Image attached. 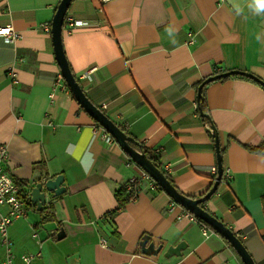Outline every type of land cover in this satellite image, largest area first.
I'll return each instance as SVG.
<instances>
[{"label":"crops","instance_id":"crops-1","mask_svg":"<svg viewBox=\"0 0 264 264\" xmlns=\"http://www.w3.org/2000/svg\"><path fill=\"white\" fill-rule=\"evenodd\" d=\"M60 1L0 0V28L21 34L12 43L0 36V147L8 149L3 167L28 182L29 196L37 183L59 175L66 187L54 199L47 193L45 207L56 201L53 220L39 224L32 203L27 217L10 225L14 264H23L28 253H40L32 264H244L222 235L204 234L202 223L147 179L136 199L110 215L119 207L116 191L142 168L118 143L95 136L97 122L71 90L50 98L61 69L47 28ZM68 16L89 23L70 28L65 21L62 33L86 95L160 157L186 196H205L217 177L209 130L215 126L231 178L222 179L204 208L238 236L256 264H264V89L232 77L210 83L209 119L197 99L199 85L216 68L264 80V0H73ZM189 33L195 44L188 43ZM0 210L8 213L7 206ZM144 235L163 245L157 255L142 252ZM181 242L186 247L180 255L165 256ZM4 258L0 236V264Z\"/></svg>","mask_w":264,"mask_h":264},{"label":"water","instance_id":"water-1","mask_svg":"<svg viewBox=\"0 0 264 264\" xmlns=\"http://www.w3.org/2000/svg\"><path fill=\"white\" fill-rule=\"evenodd\" d=\"M73 0H61L56 14L52 21L51 34L54 44V51L56 60L60 66L61 73L72 91L74 97L80 106L106 131L115 138L116 142L121 148L129 154L131 159L142 168L150 177L157 183V185L165 191L173 201L182 206L185 210L192 213L197 219L202 220L210 227H212L217 233L222 235L235 249L240 256L244 264H256L254 258L244 245V243L238 238V236L227 227L217 217L209 213L201 205L211 199V197L218 191V188L222 182L223 177V163L222 154L220 148L219 135L214 125L209 127V130L215 137V146L217 153V178L214 181V185L211 190L203 197L195 199L182 194L166 177V175L154 165V163L147 157V155L141 150L140 143L133 137L127 135L113 120H111L101 109H99L86 95L84 89L73 74L68 59L66 57L63 46V27L68 10ZM235 75H241L254 82L260 84L264 88V80L258 76L239 70H231L218 75L211 76L205 79L198 88V102L200 101L203 88L214 81L220 79L230 78ZM200 112L203 118H210L207 114H204L200 108ZM138 147L139 149H136ZM64 176L59 175L54 179H48L41 181L31 189L30 196L31 202L37 205L38 211L45 207L47 203V193H52V198H57L66 192V187L63 186ZM56 203V201H51ZM50 203V202H49ZM150 236L144 235L140 246L142 252L146 255H157L163 248V245L156 246L154 242H149ZM186 247V243L181 242L177 246H170L165 252V256L170 257L173 254L180 255L182 250Z\"/></svg>","mask_w":264,"mask_h":264},{"label":"built area","instance_id":"built-area-1","mask_svg":"<svg viewBox=\"0 0 264 264\" xmlns=\"http://www.w3.org/2000/svg\"><path fill=\"white\" fill-rule=\"evenodd\" d=\"M102 2H106L108 0H101ZM66 23L70 28L78 27V26H87L88 22L82 21L79 19H75L74 17L68 16L66 17ZM50 28H47V31L50 32ZM0 36L6 38L8 42H15L17 39L21 38V34L13 29L11 26L0 28ZM189 44H195V38L192 33H189ZM8 74L15 80L16 72L14 68H10ZM88 75L86 74L85 77ZM58 91L64 93H70V88L67 85L62 73L60 72L52 84V91L50 93V98H54ZM93 132L96 137L102 139L107 144H115L117 143L115 138L111 134H109L105 128H103L99 123H94ZM8 160V149L6 146L0 147V207L7 206L8 213L4 214L0 210V236L2 245L5 247V258L2 264H14L15 254L13 252V243L9 236V227L10 225L17 219L26 218L27 213V205L20 198L19 193L20 189L17 185V181L7 173L5 168L3 167L4 161ZM212 172L217 176V167L212 168ZM217 178V177H216ZM215 178V179H216ZM229 180L231 178L230 170L227 169L223 172L222 179ZM147 179L149 182V187L151 189H157V183L150 177L148 173L142 170L140 176H135L129 181H127L124 186L128 191L134 192V197L137 198L141 193V185L142 180ZM184 214L186 217L193 221H199L192 213L187 210H184ZM202 230L204 234L208 233V228L202 225ZM101 245L103 247L107 246V242L105 239H101ZM40 253H28L23 254L21 256V260L23 264H32L34 259L38 257Z\"/></svg>","mask_w":264,"mask_h":264},{"label":"trees","instance_id":"trees-1","mask_svg":"<svg viewBox=\"0 0 264 264\" xmlns=\"http://www.w3.org/2000/svg\"><path fill=\"white\" fill-rule=\"evenodd\" d=\"M221 72H223V71H221V70H218L217 68H216V70H215V73H214V75H218V74H221ZM231 78V77H230ZM232 78H236V79H242V80H247V81H250V82H253V83H255V84H257V85H259L260 87H262L260 84H258V83H256V82H254L253 80H251V79H248V78H246V77H243V76H241V75H235V76H232ZM226 79H228V78H226ZM220 80H224V79H220ZM212 83V82H211ZM210 84V83H209ZM209 84H207L204 88H203V90H202V95H201V98H200V101H199V105H200V108H201V110H202V112L204 113V114H207V115H209V113H208V109H207V105H206V99H205V90H206V87L209 85ZM201 85V84H200ZM199 85V86H200ZM263 88V87H262ZM264 89V88H263ZM127 135H129L128 134V132L121 126V125H119V124H117ZM140 147H141V150L147 155V157L154 163V165L156 166V167H158L165 175H166V177L170 180V182L176 187V185H175V183H174V181L172 180V178L170 177V175L165 171V169L163 168V165H162V163H161V161H160V157L156 154V153H154V152H152V151H150V150H148V149H146L145 147H143L142 145H140ZM224 179V178H223ZM17 185H18V187H19V189H20V193H19V196H20V198L26 203V205H27V207L28 208H34L35 207V205H33L32 204V202H31V198H30V196H29V192H28V190H27V186H28V182H18L17 181ZM213 185H214V182L212 183V185H211V187L209 188V190L213 187ZM177 188V187H176ZM157 189L159 190V191H163V189L162 188H160L159 186L157 187ZM115 196H116V199H117V202H118V204H119V207L113 212V213H111L110 215H115L118 211H120V209H122L123 207H125L128 203H130L131 201H133L134 199H136L135 197H134V192L133 191H128L126 188H125V186H123V187H121L119 190H117L116 191V194H115ZM203 208H204V204H202L201 205ZM56 212V207H55V203L54 202H50L46 207H43L40 211H39V213H40V215H41V222L39 223V224H43V223H47V222H49V221H51V220H53L54 218H55V213ZM109 215V216H110ZM199 220V219H198ZM199 222L200 223H202V225H204V226H206L208 229H210V230H212V231H214L215 233H217L212 227H210L208 224H206L205 222H203L202 220H199ZM38 224V225H39ZM37 225V226H38ZM36 226V227H37ZM35 227V228H36ZM217 234H219V233H217ZM220 235V234H219ZM227 241V240H226ZM228 242V241H227ZM229 243V242H228Z\"/></svg>","mask_w":264,"mask_h":264},{"label":"rangeland","instance_id":"rangeland-1","mask_svg":"<svg viewBox=\"0 0 264 264\" xmlns=\"http://www.w3.org/2000/svg\"><path fill=\"white\" fill-rule=\"evenodd\" d=\"M31 217H32V213H31Z\"/></svg>","mask_w":264,"mask_h":264}]
</instances>
